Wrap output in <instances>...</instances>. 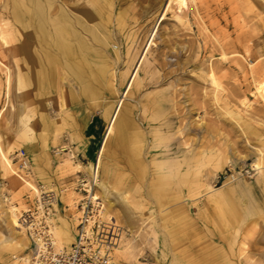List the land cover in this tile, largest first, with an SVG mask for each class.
<instances>
[{"label":"rangeland","instance_id":"rangeland-1","mask_svg":"<svg viewBox=\"0 0 264 264\" xmlns=\"http://www.w3.org/2000/svg\"><path fill=\"white\" fill-rule=\"evenodd\" d=\"M29 1L0 0V264H19L33 255L24 234V243L16 237L8 245L1 231L11 229L10 205L20 209L19 216L36 208L38 197L26 196L36 187L48 191L42 175L60 190L62 216L76 225L85 195L79 185L90 182L107 217L128 234L112 264H264V166L255 167L261 160L264 165V0H51L49 19L67 11L69 19L81 18L83 24L82 12L88 10L108 28L106 38L97 30L105 45L87 44L101 45L112 64L111 120L126 99L145 105L158 96L166 105L154 122L150 106L137 104L135 111L143 109L149 119L144 124L148 137L136 156L137 174L110 157L109 165L101 164L111 121L91 138L80 128L70 131L71 114L80 121L77 110L88 108L90 123L102 119L99 100L77 103L70 97L63 106L54 93L46 110L51 121L61 120L54 128L61 135L42 147L37 138L39 68L29 64L32 57L28 60L26 53L48 68L58 55L50 44L43 48L24 24ZM38 1L47 7L46 0ZM74 28L75 34L83 31ZM48 29L59 34L54 26ZM76 37L68 36L73 39L68 43L81 55ZM61 76L64 71L57 74L58 87L78 95V80L67 75L62 81ZM67 160L75 168H66ZM23 161L28 163L24 167ZM89 167L97 171L100 185H92ZM113 178L120 184H109ZM103 186L111 194L104 196Z\"/></svg>","mask_w":264,"mask_h":264},{"label":"crops","instance_id":"crops-1","mask_svg":"<svg viewBox=\"0 0 264 264\" xmlns=\"http://www.w3.org/2000/svg\"><path fill=\"white\" fill-rule=\"evenodd\" d=\"M31 1L33 0H30L29 4L32 6V8L29 10L27 9L28 17L24 24L29 27L28 30L30 31L31 35L39 42V44L43 48L50 49V47L48 46V36H54V35L50 33L48 27L54 26L58 31L57 33H59L55 37H58L64 42H69V41H73V39H67L68 36H77L74 40L79 43V46L82 49L81 55H77L75 53L73 59H70L69 61L66 59L64 55H62V53L56 50L54 51L53 49H50L54 51L56 55L59 54V56L55 59L56 61L54 60V62L50 65V68H48V66H44V65L42 66L41 61H38V62L37 60L34 61L35 59L32 54L29 55V51L28 53H26V57L28 60L29 58L32 57L31 61H29V64L32 63L31 64L32 66L34 65L35 68H39V72H38V69L35 71V73H37L35 75V78L38 84L37 88H38V96H39V99L36 104L37 106H41L42 110L40 112L41 115L39 119L41 121L39 124L41 126V127L39 126L41 134H39L37 138L42 143V147L46 148L48 140H50L51 138L55 140V138H58L61 135L60 130H55L56 127H58L61 124L60 122L61 120L57 119L56 121H51L47 114V110H46L47 102H50L51 98L54 96V93L58 92L60 94V98L62 100L63 106L66 105L67 99L70 97L72 101L76 100L77 103H79V100H81V98L86 99V100H95V101L99 100L100 102L95 103V104H96V107L99 108L100 110L102 107V110H103L102 119H100V121L98 122L96 121L95 123H90L89 121L90 115L87 114L88 108L84 109V111L77 110L75 115L77 116L79 115L80 121L76 120L75 117H73L74 113L71 114L72 116H70L69 118H71L73 122L72 124L70 123L69 125L70 131L75 132L74 130H77L78 128H80L83 130V133H85L87 136L91 138L92 136H97V135H100L102 132H104L105 126L109 124V122L111 121L110 127L114 126V130H113L112 135L108 133V135L105 137V140L103 142V154L105 157H104V160L101 161V164L106 165V166L109 165L107 160L110 157V158H113V160L116 163L125 164V166L128 167L127 169H129L131 173L132 171H134L136 174L139 173L140 172L139 171L140 161L136 159V156L139 153V150H140V147H142V144L145 143V139H147L148 137V133L146 129H144V124L147 125V123L149 122V119L147 115H144L145 112L143 111V109H142V112L140 113H137L135 109L136 107L138 108L140 104H142L143 107H146V105H149L150 106L149 109H151L150 113H154V115H156V117H154L153 115V119H150V121L153 120L154 122H156L158 119L157 114L161 112V109H163V106L165 105V103L160 101V99H158V96L149 97L145 105L142 102L137 103L136 101V103L135 102L133 103L132 101H130V104H131V106L129 105L130 109L125 111L127 113L122 116L119 113L121 112V106H120L119 111L117 112L115 117L111 120L112 111L115 108V105L114 103H110V101L107 100V93L109 92V86H111V72L113 69H112V64L108 60V56L105 54L104 50L101 47V45H105V43H103V41L100 39L97 33V30H99L104 35V38L109 37V30L106 27L104 21L98 19L96 13L92 11H88V10H85L82 12L84 16L82 20H85L86 22L83 24L80 21L81 18L75 17L74 21L73 19H69V17H67L66 15L67 11L66 13H60V15L57 16L56 18L49 19L47 18L46 11L47 9H50L52 7V5L54 4L53 1L48 0V1H51V4L49 7H48L49 2L47 0H46L47 3L45 4L47 7L40 4L39 1L37 2L36 0L35 2H37L38 4L34 6V4H32ZM78 11H80V9H78ZM20 20H21V17H20ZM74 22H75L76 27L81 26L83 28V31L80 34H75L74 31L72 30V26L74 28V25H73ZM41 27H43V29H41ZM87 42L88 43L96 42L101 45H99V47L98 46L89 47ZM90 53H92L94 56H90L89 55ZM83 59H86V61H84L85 70L83 73L84 75H82L83 77L80 78L78 75L75 74V71L72 72L67 66L68 64H79ZM61 71H64V76H61L62 81L67 79L66 77L67 75H71L78 80L81 86L80 92L78 95L74 93L72 95H69L67 90H65L64 86H61V88L58 87V84L59 85L61 84L57 82L58 81L57 74H59ZM90 73H94V77L90 76L89 75ZM103 100L108 102V106L103 105V103L101 102ZM141 101L143 100L141 99ZM146 110H147L146 112L149 111L148 108ZM124 125H126L128 129H126L124 133H119L120 128H123ZM53 129H54V132L53 134H51V131ZM129 137L134 140V145L132 146L130 145ZM122 141H124V143H121ZM80 145L83 147L85 146L84 143H81ZM40 146H41L40 144L37 145L35 147V151H38V149L41 148ZM65 164H66L65 165L66 168H69V169L73 167L75 168L71 160H67ZM88 169L91 170L92 168L89 167ZM79 172L80 171H76L74 175H76ZM111 173L112 175H114L112 171L108 170V175H110ZM114 178L111 180V182L109 180L110 182L109 184H120L118 182L112 183L114 181ZM41 179L43 180L44 184L45 183L51 184V180H49V178H46L44 175L41 176ZM12 181H13L12 183H14L17 180L13 178ZM112 195L110 196L112 197ZM66 201L69 202L68 199ZM59 207L60 206L58 205V208ZM63 218L64 217L61 214L60 219H59L60 223ZM67 221L68 220L64 218V222L68 223L69 225L71 240L68 239L69 241H67L66 244L64 243L63 247H70V245L75 241V224L73 222H70V221L67 222ZM114 264L116 263L114 262Z\"/></svg>","mask_w":264,"mask_h":264},{"label":"built area","instance_id":"built-area-1","mask_svg":"<svg viewBox=\"0 0 264 264\" xmlns=\"http://www.w3.org/2000/svg\"><path fill=\"white\" fill-rule=\"evenodd\" d=\"M26 164L23 161V167ZM88 183L82 180L79 185L85 193L80 204L82 215L78 218L76 240L69 248L58 249L54 240L51 222L54 193L42 191L36 208L21 214V227L34 248L30 264H109L113 260L127 232L114 218L107 217L104 204L94 199Z\"/></svg>","mask_w":264,"mask_h":264},{"label":"bare ground","instance_id":"bare-ground-1","mask_svg":"<svg viewBox=\"0 0 264 264\" xmlns=\"http://www.w3.org/2000/svg\"><path fill=\"white\" fill-rule=\"evenodd\" d=\"M37 2H38V0H36ZM48 1V0H47ZM32 2V4H34V6L36 5V4H38L37 2H35V0H33V1H31ZM30 2V3H31ZM49 2V5H48V7L50 6V4H51V1H48ZM37 7H38V5H37ZM56 8V7H55ZM23 9V8H22ZM89 13V12H88ZM25 15V14H24ZM44 17V16H43ZM84 17V16H83ZM95 17V16H94ZM27 18V17H26ZM86 18V17H85ZM91 18V17H90ZM90 18H88V19H90ZM92 19V18H91ZM29 20V19H28ZM86 21H87V19H86ZM90 21V20H89ZM41 29H43V27H41ZM48 44H50V47H51V49H53L54 51L56 50V51H58V52H60V53H62V55H64L65 57H66V59L69 61L70 59H73V57H74V54L76 53V49H75V47L73 46V45H71L70 43H68V42H64L63 40H61V39H59L58 37H55V36H48ZM88 47V46H87ZM85 48V47H84ZM87 50V49H86ZM61 55V54H60ZM90 56H94L92 53H90L89 54ZM58 56H59V54H58ZM86 58V57H85ZM89 59V58H88ZM91 59V58H90ZM98 60V59H97ZM84 61H86V59H83L79 64H68V66L67 67H69V69L73 72V71H75V74L76 75H78L80 78H82L83 76L82 75H84L83 73H84V70H85V65H84ZM38 62V61H37ZM93 62V61H92ZM102 62V61H101ZM106 62V61H105ZM97 63V62H96ZM103 63V62H102ZM39 64V63H38ZM107 64V63H106ZM92 72V71H91ZM90 76H92V77H94V73H90L89 74ZM98 75H100V74H98ZM102 78V77H101ZM210 78H211V80H212V83L213 84H215V86L218 84L217 83V80H216V78H215V75L214 74H211V76H210ZM137 84H139V83H137ZM38 85V84H37ZM218 86V85H217ZM87 91V90H86ZM136 94V93H135ZM134 94V95H135ZM129 95V94H128ZM135 97V96H134ZM137 97V96H136ZM132 100V99H131ZM126 101L127 102H125V103H123L122 104V106H121V112H119L122 116L124 115V114H126L127 112H125V111H127L128 109H130L129 108V103H130V100L129 99H126ZM135 101V100H134ZM106 109V108H105ZM132 110V109H131ZM132 112V111H131ZM129 114V113H128ZM133 114V113H132ZM130 117V116H129ZM131 118H132V116H131ZM130 118V119H131ZM121 120V119H120ZM124 123V122H123ZM126 124V123H125ZM125 126V127H124ZM123 126V128H120V130H119V133H124L125 131H126V129H128L127 128V126L126 125H124ZM130 128V127H129ZM113 130H114V126L110 129V132H111V135L113 134ZM117 130V131H118ZM116 132V131H115ZM128 133V132H127ZM135 133V132H134ZM122 135V134H121ZM121 135H120V137H121ZM129 140H130V145L132 146V145H134V140L132 139V138H130L129 137ZM121 143H124V141H122ZM188 147V146H187ZM186 147V148H187ZM61 150V152H64L65 151V148H61L60 149ZM226 160V159H225ZM261 160V159H260ZM230 161V160H229ZM231 162V161H230ZM256 166V168L258 169V170H261L262 168H263V162H262V160L261 161H258L256 164H255ZM80 173V172H79ZM90 173H91V175H92V177H93V181H92V185H100V182L98 181V175H97V171L95 170V169H93L92 168V171H90ZM78 174V173H77ZM104 185V184H103ZM46 186V189H48V191L47 192H51V193H54V195H55V199L53 200V205H54V209H55V211L57 212L56 213V219H57V224H56V230L55 231H53V233H54V235H55V237H54V240H55V243H59L60 244V247H58V245H57V248L58 249H63V248H69V247H63L64 246V243L66 244L67 243V241H69V240H71V234H70V230H69V225H68V223H66V222H64V218L61 220V223H60V221H59V219H60V215H61V209H60V207L58 208V205H59V201H58V199H59V197H61V194H60V190H58V188H56L53 184L51 185V184H48V185H45ZM103 188H104V192H103V194H104V196H107V195H109V194H111V192L108 194V192H109V189H108V187H106V186H103ZM89 191H92V189H89ZM65 192H68V189H66L65 190ZM41 193H42V191L38 188V187H36V190H35V192L31 195V194H29V195H27L26 196V199H28V200H31V199H33V197L34 196H36V197H39L40 195H41ZM70 193H73L74 195H76L77 193L73 190V189H69V192L67 193V194H70ZM92 196H94V199L95 200H100V198L96 195V194H91ZM65 196H67V195H65ZM65 196H63L62 197V199L65 197ZM23 197V196H22ZM103 198H105V197H103ZM109 202V201H108ZM26 203V202H25ZM103 203V202H102ZM106 203V202H105ZM76 204V209H77V201H74V205ZM114 204L113 203H111V202H109V206L110 207H112ZM29 208H26L25 210H28ZM20 209L17 207V206H14V205H10V208L8 209V211H7V218H8V220H9V223H10V225H11V229L9 230V231H1V234L3 235V237L5 238V243L6 244H8V245H14L15 244V239H16V237H19V238H21L22 240V243H24L25 242V238H23L22 237V234H24L28 239H29V241H30V244H29V242H26V245L28 246V244L29 245H31V247H32V241L30 240V238L27 236V234H26V232L24 231V229L21 227V224H20V216H19V214H20ZM62 218V217H61ZM68 222V221H67ZM74 224H75V240H76V234H77V225H76V222L74 221L73 222ZM73 226V225H72ZM53 230H54V228H53ZM58 234H59V236H58ZM10 235H11V237H10ZM59 239H61V241H59ZM69 239V240H68ZM56 240H57V242H56ZM62 242V243H61ZM75 242V241H74ZM73 242V243H74ZM72 243V244H73ZM71 244V245H72ZM70 245V246H71ZM19 247H21V248H25V247H23V245H19ZM24 252V251H23ZM21 253V252H20ZM21 262L19 263V264H30L31 263V258L29 259V257L28 256H24V257H22L21 259ZM113 263V261H111L109 264H112Z\"/></svg>","mask_w":264,"mask_h":264}]
</instances>
